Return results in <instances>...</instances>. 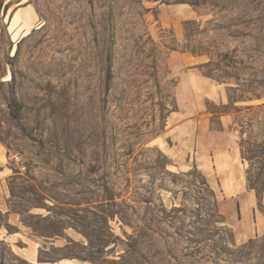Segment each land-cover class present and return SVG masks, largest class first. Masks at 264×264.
Listing matches in <instances>:
<instances>
[{
	"label": "rangeland",
	"instance_id": "rangeland-1",
	"mask_svg": "<svg viewBox=\"0 0 264 264\" xmlns=\"http://www.w3.org/2000/svg\"><path fill=\"white\" fill-rule=\"evenodd\" d=\"M0 139L24 222L83 237L41 259L264 264V0H0ZM224 148L249 228L205 170ZM0 264L28 263L0 243Z\"/></svg>",
	"mask_w": 264,
	"mask_h": 264
},
{
	"label": "crops",
	"instance_id": "crops-1",
	"mask_svg": "<svg viewBox=\"0 0 264 264\" xmlns=\"http://www.w3.org/2000/svg\"><path fill=\"white\" fill-rule=\"evenodd\" d=\"M21 8H16L9 17L6 28L9 38L21 37L28 33L32 26L27 21H18L16 18ZM192 137L196 135V128L192 131ZM213 163L215 173L219 178V183L214 179V175L207 170V175L211 184L214 182L219 187L221 195L226 202L236 207L240 222L246 227L255 224V204L256 195L247 189L244 177V164L239 153L235 150L219 149L213 153ZM16 161L11 155L7 146L0 140V215L4 218L0 225V243L10 248V251L23 259L28 264H88L76 259H41V250L45 247L64 248L71 242H83V237L73 228H65L61 235L44 236L36 235L33 227L24 222L25 215L41 216V212L27 210L20 213L13 209L11 197V184L17 176ZM203 164V168H204ZM214 180V181H213ZM260 223V218L257 217ZM256 220V221H257Z\"/></svg>",
	"mask_w": 264,
	"mask_h": 264
},
{
	"label": "trees",
	"instance_id": "trees-1",
	"mask_svg": "<svg viewBox=\"0 0 264 264\" xmlns=\"http://www.w3.org/2000/svg\"><path fill=\"white\" fill-rule=\"evenodd\" d=\"M9 109H11V107H9ZM10 111L13 112L12 109H11ZM15 112H16V115L14 116V119L17 120V118H18V116H17V111H15ZM0 140H1V139H0ZM1 141H2V140H1ZM2 142H3V141H2ZM3 143H4V142H3Z\"/></svg>",
	"mask_w": 264,
	"mask_h": 264
}]
</instances>
